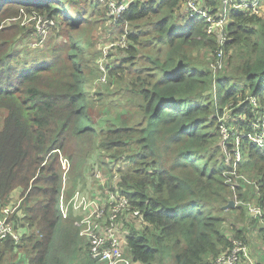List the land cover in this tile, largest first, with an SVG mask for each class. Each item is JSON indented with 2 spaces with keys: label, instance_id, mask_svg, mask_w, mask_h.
<instances>
[{
  "label": "trees",
  "instance_id": "1",
  "mask_svg": "<svg viewBox=\"0 0 264 264\" xmlns=\"http://www.w3.org/2000/svg\"><path fill=\"white\" fill-rule=\"evenodd\" d=\"M142 1L114 22L130 25L129 42L120 49L126 56L109 68L117 87L111 95L119 105L128 104L129 113L97 126L88 112L94 104L90 81L98 72L92 32L104 17L113 23L106 10L101 13V3L89 0L81 8L85 4L78 0H0V205L20 200L12 218L21 231L17 244L0 242V264H96L82 249L86 244L74 219L63 218L58 207L60 154L71 160L64 175L74 188L71 176L83 179L82 163L96 140L108 163L116 164V188L142 213L140 226L128 229L126 256L132 264H202L228 252L232 238L244 240L238 223H225L240 206L222 207L234 193L251 199L248 192H255L264 202V149L240 138L236 172L254 180L257 189L232 176L233 192L224 174L233 160L224 156L219 139L229 124L217 116L234 102L228 114L239 121L234 129L250 131V122L264 114V12H230L224 61L213 74L192 54L217 47L216 35L204 33L205 20L185 21L183 0ZM203 1L217 9L218 0ZM21 11L59 17L65 41L45 55L10 52ZM7 19L11 26L1 27ZM93 94L103 111L102 90ZM227 131L230 148L234 130ZM15 189L17 200L10 196Z\"/></svg>",
  "mask_w": 264,
  "mask_h": 264
},
{
  "label": "built area",
  "instance_id": "2",
  "mask_svg": "<svg viewBox=\"0 0 264 264\" xmlns=\"http://www.w3.org/2000/svg\"><path fill=\"white\" fill-rule=\"evenodd\" d=\"M105 7L106 13L114 23L119 20L121 14L131 5L141 0H97ZM182 9L186 20L200 15L205 20L204 33L207 36L216 35L217 47L213 53L214 61L210 67L212 73L220 68L224 61V45L228 38V24L230 23V12L236 11L253 16H262L264 12V0H220L217 9L213 12L204 4L203 0H183ZM182 12V13H183ZM21 25L31 24L33 34L39 36V40L29 42L31 47L40 46L43 39L55 27V19L42 15L36 11L29 14L21 11ZM129 42L128 30L125 28L119 36L107 41L102 45L101 56L98 63L100 75L96 78L100 84H108L109 68L111 67L108 58L110 50L121 49ZM248 100L254 108H258L256 98L249 96ZM228 103L225 108H229ZM251 130L245 131L234 129L231 138V147L227 148L226 141L229 133L226 128L222 130V145L225 146L228 159L232 158L233 166L225 172L226 183L235 192L234 176L240 179L244 185L257 189V183L247 178L244 174L236 172V164L241 160L239 148L240 138L246 137L250 142L264 149V114L257 115L250 122ZM61 167L66 174L70 165L69 160L60 156ZM63 174V178L66 176ZM62 178V180H63ZM94 182L89 189L87 187H77L71 195H65L64 188L59 193L58 207L63 218L72 217L77 228L79 237L86 244V251L91 259L103 262V264H132L130 259L124 254L127 245L128 230L124 228L123 221L127 215L140 220L142 213L137 207L130 204L127 197L116 188L114 180L117 173L112 178L105 181L102 171L94 166L89 177ZM99 186L95 185V182ZM91 182V183H92ZM110 182H113L111 185ZM89 184L90 182L87 181ZM103 186V190H102ZM264 195V190L262 191ZM235 205L245 208L246 214L256 219L264 228V206L254 199H237L233 194ZM0 205V242L9 238L17 244L21 238V233L14 224L12 215L19 204ZM247 245L241 238H232L228 252H221L215 256H209L202 264H239L242 259H247Z\"/></svg>",
  "mask_w": 264,
  "mask_h": 264
},
{
  "label": "rangeland",
  "instance_id": "3",
  "mask_svg": "<svg viewBox=\"0 0 264 264\" xmlns=\"http://www.w3.org/2000/svg\"><path fill=\"white\" fill-rule=\"evenodd\" d=\"M78 1L82 2L83 4H85L86 2H89V0H78ZM219 1L220 0H218V4H219ZM93 2H98V1L93 0ZM218 4H217V6H218ZM87 5L88 4H85L83 6L79 5V6L81 8H85ZM100 10H101V13H102V10H103V12H105V7L102 5V3L100 5ZM52 17L55 19L56 25H55V27L51 28L50 33L43 39V43L38 47H31L29 45L30 41L39 40V38H40L39 36H36L33 34L32 25L31 24H28L25 26L21 25L20 24L21 16L19 18H17L19 23H18L17 28L11 37V41L8 44L9 46L8 45H7L8 47L6 46L7 47L6 49H8L12 53H20V54H25V55H30V56H34V55L40 56V55L48 54L50 52L49 48L51 46H53V44L58 43L57 41H59V40L65 41V38L61 35V30L63 28V20L59 19V17H54V16H52ZM9 20L10 19L3 21L1 27L11 26V22H9ZM106 20H105V17L103 18V20L100 19V21L97 23V25L95 26V28L92 32V38L94 39V44L92 46V53H94V58H96L95 64H96V67L98 69V72H97L96 76L94 75V77L90 81L91 88H92V91H90V92H92L91 97H92V99H94L95 105L92 104L91 107L88 109V112L91 115V118L93 119V121L96 123L97 126H99L101 124L102 119H105L104 123L106 124L107 122H115L114 121L115 116L120 115L122 118L123 115L126 114V111L129 113L128 104H127V106L119 105L120 103L117 102V96L111 95V92L117 90V87L114 84V76L110 72L111 68L109 69V77H110L112 85L99 84V82L96 79L100 75V70L98 68L97 61L99 60V58L101 56L102 45L104 43H106L107 41L112 40L113 38L122 34V32L125 28L128 31L130 29V25L128 24V22H124L123 24H119V22L118 23H107ZM25 27H30L32 29V31H31V29H29V28L26 29ZM52 39H56V41H52ZM25 41H27L28 46L23 44ZM11 46H12V48H11ZM214 50L215 49L212 48L211 46L206 45V46L198 48L197 50H194L192 52V54L196 57L197 62L201 66H207V67L211 68L210 65L214 61V55H213ZM125 56H126V52H123L120 49L110 50L108 52V58L110 57L109 63L113 64L114 66H115V63L120 62L121 59L124 58ZM98 90H102V92L104 94V103H105L106 107L104 108L103 111L97 105V101H96L97 97L93 94V92H97ZM212 96H213V94H212ZM230 103H231V106L229 108H225V106L227 105L226 104L222 109V115L217 116L218 117L217 120L219 122H224V123L229 124L228 126H224L222 123V125H223L222 130H223V128H226L228 130L230 129L233 131L235 126H237V123L239 122L236 119L235 115H233V114L230 116L228 115L229 112H231L232 109L235 107L234 102H230ZM237 116H239V115H237ZM116 124H118V123H116ZM222 130L220 131V138H219L221 140H222ZM227 140H229V137L227 138ZM221 149H222L224 156L226 157L225 154L227 153V151L225 150V146L221 145ZM60 156H61V154H60ZM62 157H64V156L62 155ZM93 161H98V162L91 165V163ZM100 161L104 162V163H102L101 166L99 164ZM109 161L110 160L106 155L101 154V150L97 146V140H96L95 148L93 149L91 154L87 157L85 162L82 163L83 179L76 174H73L71 176V180L75 183L74 188H76V187L83 188L85 181L90 182L89 184L87 183L85 187H87V189H89L91 187V185L94 182H92V180L89 177L91 175V171H92L94 166H97V168H99L102 171V174L106 177L105 181L107 180V178H108V180H110L112 178V176L114 175V173H116L115 172L116 164H109L108 163ZM69 163H70V165L67 169V171H68L67 174L70 172V170L72 168L71 160H69ZM111 168H112V172H108V169H111ZM86 177H87V179H86ZM66 181H67V176H65L62 180V187L64 188L65 195L66 194L68 195L71 193L69 191H73L74 188H72L71 184H69L67 186ZM110 184L112 185L113 182H110ZM95 185L99 186V183L96 181ZM102 190H103V186H102ZM18 194H19L18 190L15 189L14 191H12L10 196L13 200H17ZM250 195H251V193L248 192L247 196H250ZM69 196H67V197H69ZM238 206H240L238 211L239 210L242 211V216H243L242 220L237 221L238 218L241 216V215H239V212L237 211L236 213H232L231 215H229V219L225 221L226 226L230 228L232 222H236L239 224L238 227L241 230H244L245 232L248 233V232L252 231L253 226L251 224H256V220H254L253 218H250L246 214V212H244L245 208L243 206H241V205H238ZM127 228L128 229L130 228L129 225L127 226ZM228 230H229V232H232L231 229H228ZM19 232L21 233L20 230H19ZM246 239L248 240V235H245V240ZM255 239H256L255 236H251V238L249 239V242L254 243ZM83 248H84V251L86 252L84 246H82V249ZM84 251L82 250V254L85 255ZM124 254L125 255L127 254L126 250L124 251ZM16 255L21 256V254L19 252L16 253ZM96 264H102V262L97 260Z\"/></svg>",
  "mask_w": 264,
  "mask_h": 264
},
{
  "label": "crops",
  "instance_id": "4",
  "mask_svg": "<svg viewBox=\"0 0 264 264\" xmlns=\"http://www.w3.org/2000/svg\"><path fill=\"white\" fill-rule=\"evenodd\" d=\"M251 196L252 199L258 201L259 196L257 195V193L254 192V195L251 194ZM259 201L261 202V200ZM262 204L264 206V202ZM123 225L124 228L127 230H128L127 228L128 225L129 227L134 226L135 228L140 226L138 219L132 218L130 215H127L124 218ZM251 225L253 226L252 231L247 233L243 230L244 241L246 242L247 245L248 257L247 259L243 260L244 262H242V264H264V230L262 229L261 224L257 220H256V224H251ZM245 235H248V240L247 239L245 240ZM251 236L256 237L254 243L249 242Z\"/></svg>",
  "mask_w": 264,
  "mask_h": 264
},
{
  "label": "water",
  "instance_id": "5",
  "mask_svg": "<svg viewBox=\"0 0 264 264\" xmlns=\"http://www.w3.org/2000/svg\"><path fill=\"white\" fill-rule=\"evenodd\" d=\"M234 200L231 198L227 201V203L225 205H223V209H227V208H230V207H234Z\"/></svg>",
  "mask_w": 264,
  "mask_h": 264
},
{
  "label": "bare ground",
  "instance_id": "6",
  "mask_svg": "<svg viewBox=\"0 0 264 264\" xmlns=\"http://www.w3.org/2000/svg\"><path fill=\"white\" fill-rule=\"evenodd\" d=\"M197 16H200V15H197Z\"/></svg>",
  "mask_w": 264,
  "mask_h": 264
}]
</instances>
